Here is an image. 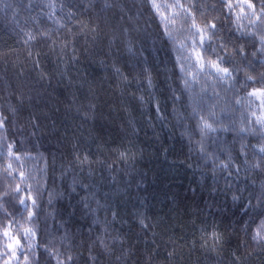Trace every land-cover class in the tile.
I'll return each mask as SVG.
<instances>
[{"label": "clouds", "instance_id": "obj_1", "mask_svg": "<svg viewBox=\"0 0 264 264\" xmlns=\"http://www.w3.org/2000/svg\"><path fill=\"white\" fill-rule=\"evenodd\" d=\"M0 264H264V0H0Z\"/></svg>", "mask_w": 264, "mask_h": 264}]
</instances>
